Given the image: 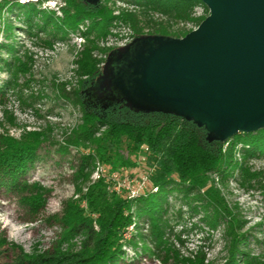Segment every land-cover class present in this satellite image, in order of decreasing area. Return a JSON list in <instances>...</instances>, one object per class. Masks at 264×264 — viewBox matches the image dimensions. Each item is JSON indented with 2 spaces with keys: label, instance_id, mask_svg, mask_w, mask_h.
<instances>
[{
  "label": "trees",
  "instance_id": "16d2710c",
  "mask_svg": "<svg viewBox=\"0 0 264 264\" xmlns=\"http://www.w3.org/2000/svg\"><path fill=\"white\" fill-rule=\"evenodd\" d=\"M110 1L112 7L108 5ZM114 1L65 0L66 7H60L62 17H55L53 11L38 10L34 3L23 13L28 31L34 26L45 30L53 21L54 29L62 35L79 31L84 38L74 59L76 87L67 92L62 87L60 94L81 112L80 123L72 129L66 144L85 151L79 154L73 173L76 197L65 200L61 213L53 216L61 230L52 246L28 253L0 230V264H117L125 244L133 248L140 244L141 251L156 257L160 264H214L200 249L181 255L167 244L166 234L171 227L165 213L171 191L182 192L185 197L196 191L191 200L200 201L206 224L212 229L223 226L225 256L220 264H264V249L254 254L246 247L243 220L227 204L210 176L216 173L223 181L237 170L241 185L257 180L261 171H251L248 162L264 153V126L227 139L178 113L135 107L118 94L97 89L102 74L100 64L119 58L122 50L142 36H185L192 29L182 27L174 33L170 24L190 23L196 27L208 15L207 7L200 0H127L128 5L140 8V13H158L166 18V23H155L157 27L143 35L135 11L115 10ZM5 3H0V9ZM197 4L203 6V15H195ZM35 16H40L41 25L32 23ZM115 21L128 23L135 38L122 47H100L98 41L106 38ZM81 26H85L84 30ZM4 28L7 31L10 26L6 24ZM43 43L51 47L49 40ZM3 49L11 52V57L0 58L1 68L8 72V79L0 85V98L18 89L19 77L29 71L25 55L16 54L10 44H0ZM95 51L104 59L94 55ZM2 113L7 124L14 126L12 113L6 109ZM43 139L37 131L23 130L18 138L7 131L0 133V184L13 187L20 201L33 211L44 206L48 192L37 182L28 183L23 176L38 159ZM142 153L145 166L152 169L149 180L156 191L128 198L123 190H112L113 182L105 177L91 181L96 162L110 167L104 175L109 176L137 166ZM139 218L147 226L145 233L138 226ZM130 227L137 231L125 238ZM148 240L153 250L147 246Z\"/></svg>",
  "mask_w": 264,
  "mask_h": 264
},
{
  "label": "rangeland",
  "instance_id": "374dc122",
  "mask_svg": "<svg viewBox=\"0 0 264 264\" xmlns=\"http://www.w3.org/2000/svg\"><path fill=\"white\" fill-rule=\"evenodd\" d=\"M4 1L6 3L0 9V44H10L16 54L21 57L25 55L23 59L29 71L19 77L18 89L9 91L0 98V123L14 138H18L23 130L42 134L44 139L37 151L38 159L23 178L28 183H39L48 193L44 206L33 211L20 201L19 194L13 187L0 184V230L5 232L8 240L30 253L52 246L61 230L53 216L61 213L65 200L76 197L73 173L79 154L85 149L67 145L66 140L71 136L72 129L80 123L81 112L78 106L60 92L62 87L66 92L76 87L74 59L82 48L84 38L79 31H69L62 35L54 29L53 21L45 30L34 26L28 31L23 13L30 4L34 3L38 10L53 11L55 17H62L60 7H66L65 0H0V3ZM126 1L115 0L113 7L115 10L126 8L135 11L143 35L152 32L157 27L155 23H166L164 16L151 12L140 13V8L130 6ZM108 5L112 7L111 1ZM114 13L117 14V11ZM204 13L203 6L197 4L195 15ZM32 23L41 25L40 16L33 17ZM6 24L10 26L7 31L4 28ZM182 24L172 22L169 29L175 33L184 26L193 27L190 23ZM84 28L85 26H81L80 29ZM134 36L128 23L115 21L109 27V34L105 39L99 40L98 45L122 47L132 41ZM44 40H49L51 47L46 46ZM164 40L166 39L157 35L139 37L121 51L119 58L111 63L100 64L102 74L97 89L118 94L135 107L179 113L177 103L155 96L142 82V70L148 54ZM10 55L11 52L6 49L0 50L2 60H10ZM94 55L102 59L105 57L97 51ZM7 79L8 72L6 68H1L0 63V85ZM3 109L12 113L15 118L14 126L7 124ZM4 130L0 125V133L5 132ZM133 158L130 156L131 160ZM248 164L251 171H261L259 178L248 185L240 184L237 170L223 181L216 173H211L210 176L227 204L243 220V232L247 234L246 247L257 254L264 249V153L250 159ZM102 166L107 175L110 167ZM134 168L135 166L123 170L126 173V185H135L139 179L138 176H132ZM90 179L95 181L94 173ZM161 194L158 193L159 196ZM194 194L196 191L185 197L182 192H169L165 217L171 231L168 230L166 234L167 244L181 255L200 249L208 261L220 264L225 256L223 226L212 229L206 224L200 201L191 200ZM139 225L145 233L147 226L143 218H139ZM136 231V227H130L125 238L135 235ZM146 244L154 249L149 240ZM122 249L123 253L117 264H160L153 255L143 253L140 244L136 248L125 244Z\"/></svg>",
  "mask_w": 264,
  "mask_h": 264
},
{
  "label": "water",
  "instance_id": "95a60500",
  "mask_svg": "<svg viewBox=\"0 0 264 264\" xmlns=\"http://www.w3.org/2000/svg\"><path fill=\"white\" fill-rule=\"evenodd\" d=\"M203 21L148 54L142 82L210 133L264 126V0H200Z\"/></svg>",
  "mask_w": 264,
  "mask_h": 264
},
{
  "label": "built area",
  "instance_id": "2783aa9c",
  "mask_svg": "<svg viewBox=\"0 0 264 264\" xmlns=\"http://www.w3.org/2000/svg\"><path fill=\"white\" fill-rule=\"evenodd\" d=\"M182 24V23H181ZM189 24V23H188ZM183 25V24H182ZM186 25V24H185ZM192 25V24H191ZM185 27V26H184ZM196 27L193 25V27L186 28L185 29H195ZM143 152H147V149L144 148ZM142 153L141 157L137 160V166L134 168V173L132 176L136 177L138 176L139 179L136 180L137 182L135 185H126V173H123V170L120 172H112L109 174V176H104L105 169L104 167L99 163L96 162L95 169H94V180L99 179L100 177H105L106 181L113 182V188L112 190L116 191L117 193L124 191L125 195L128 198H135L138 197L140 194L145 193L146 191L154 192L156 191L155 187H152L149 180V175L151 173L152 169H149L145 166V154ZM140 175V176H139ZM131 177V175H129Z\"/></svg>",
  "mask_w": 264,
  "mask_h": 264
}]
</instances>
